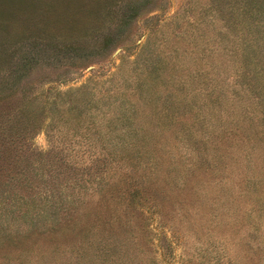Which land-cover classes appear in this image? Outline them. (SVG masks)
Returning a JSON list of instances; mask_svg holds the SVG:
<instances>
[{"label":"rangeland","instance_id":"374dc122","mask_svg":"<svg viewBox=\"0 0 264 264\" xmlns=\"http://www.w3.org/2000/svg\"><path fill=\"white\" fill-rule=\"evenodd\" d=\"M262 6L0 0V264H264Z\"/></svg>","mask_w":264,"mask_h":264},{"label":"trees","instance_id":"16d2710c","mask_svg":"<svg viewBox=\"0 0 264 264\" xmlns=\"http://www.w3.org/2000/svg\"><path fill=\"white\" fill-rule=\"evenodd\" d=\"M249 4V3H248ZM262 9H263V11H262ZM247 13V12H246ZM257 13H260L261 14V16L263 17V14H264V7L262 6L261 8H258L257 9ZM254 20H255V24L257 25L259 22H260V20H262L261 18L260 19H255L254 18Z\"/></svg>","mask_w":264,"mask_h":264}]
</instances>
